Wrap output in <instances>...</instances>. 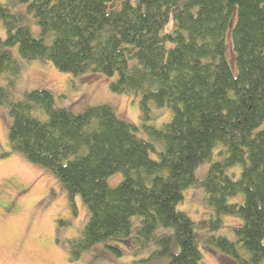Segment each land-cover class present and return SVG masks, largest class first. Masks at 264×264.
I'll return each instance as SVG.
<instances>
[{"label": "trees", "instance_id": "trees-1", "mask_svg": "<svg viewBox=\"0 0 264 264\" xmlns=\"http://www.w3.org/2000/svg\"><path fill=\"white\" fill-rule=\"evenodd\" d=\"M7 2L0 1V106L11 119L8 141L55 177L71 205L78 195L86 206L70 258L100 244L130 254V264H203L194 222L177 208L198 186L213 210L211 229L223 215L241 219L233 239L206 237L210 247L232 264H264V0ZM17 3L27 5L39 36L18 25L10 10ZM229 29L235 71L226 58ZM15 45L25 60L111 78L112 92L137 99L139 124L107 104L77 113L57 107L47 89L14 99ZM153 106L170 110V120L152 124L160 114ZM114 174L122 178L111 187Z\"/></svg>", "mask_w": 264, "mask_h": 264}, {"label": "rangeland", "instance_id": "rangeland-1", "mask_svg": "<svg viewBox=\"0 0 264 264\" xmlns=\"http://www.w3.org/2000/svg\"><path fill=\"white\" fill-rule=\"evenodd\" d=\"M0 1L8 4L7 0ZM10 10L18 25L27 26L32 35L39 36V26L32 13L27 11L26 4L17 3L10 6ZM0 36H5L1 26ZM230 40L229 29L225 34L226 58L235 71V56ZM9 50L21 68L15 81L14 99L33 89H47L53 94L57 107L77 113L87 107L107 104L117 116L139 124L137 99L112 92L109 89L111 78L95 73L72 75L61 72L49 61L23 59L17 45ZM5 80L6 77L0 75V85ZM152 109L160 113L158 118L151 121L152 124L160 126L170 120L171 112L167 108L153 106ZM5 111L0 106V264H130L133 259L130 254L117 255L100 244L83 251L78 259L70 258L69 241L78 237L83 229L88 218L87 208L78 195L71 205L67 192L48 170L30 163L11 149L8 141L11 119ZM259 128H264V122ZM207 167L208 163L198 167L196 177L202 178ZM121 178V174H114L107 182L113 187ZM177 208L194 222L201 262L232 264L229 258H221L220 252L213 250L205 238L213 234L215 237L223 235L233 239L234 228L241 224V219L223 215L218 227L211 229L208 223L213 210L207 203L206 193L198 186L189 187L183 192ZM112 244L124 248L118 242ZM235 247L239 255L246 254Z\"/></svg>", "mask_w": 264, "mask_h": 264}]
</instances>
